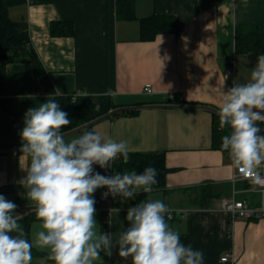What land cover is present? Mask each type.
<instances>
[{
  "label": "crops",
  "instance_id": "obj_1",
  "mask_svg": "<svg viewBox=\"0 0 264 264\" xmlns=\"http://www.w3.org/2000/svg\"><path fill=\"white\" fill-rule=\"evenodd\" d=\"M121 2L26 0L10 9L13 20L27 22L31 45L59 96H110L122 107L165 104L179 95L184 104L219 109L221 87L226 91L233 83L249 81L258 55L236 53V29L264 26V0H134V19L122 17ZM155 15L174 17L182 25L180 33H160L162 43L160 34L143 40L141 19ZM52 24L57 25L56 33ZM69 28L73 32L65 34ZM148 84L151 94L144 92ZM52 99L53 95L36 87L30 63L9 64L6 77L0 80V149L21 148L17 145L25 113ZM215 118L205 110L152 108L115 115L90 127L89 131H99L105 138L126 141L129 153L163 152L169 169L165 188L141 191V198L122 201L116 197L107 203L102 200L107 189H97V230L106 233L99 208L112 209L109 233L116 238L128 226L129 207L159 199L174 210L190 211L167 222L180 233L182 243L203 252L204 264H264V217L237 219L230 225L220 208L222 199L233 191L237 199L254 205H260L261 199L245 192L252 188L249 181L233 183L228 178L233 176L229 155L213 147ZM69 130V125L63 129ZM21 155H0V194L18 209L32 212L25 190L17 183L26 175L21 166L27 161ZM94 169L102 175L113 174L112 169L98 165ZM18 223L26 233L22 219ZM39 230L37 219L29 224L30 241ZM34 249L42 255L33 256L32 264H54L47 259L46 249ZM226 255L229 261L222 262ZM100 256L103 264L125 261L118 247L111 257L103 252Z\"/></svg>",
  "mask_w": 264,
  "mask_h": 264
},
{
  "label": "clouds",
  "instance_id": "obj_2",
  "mask_svg": "<svg viewBox=\"0 0 264 264\" xmlns=\"http://www.w3.org/2000/svg\"><path fill=\"white\" fill-rule=\"evenodd\" d=\"M158 40L163 42L161 34ZM219 92V124L230 129L221 143L229 154L228 167L250 182L251 191L264 188V135L260 127L264 124V54L257 56L247 83H233ZM70 124L68 113L55 99L25 113L20 151L27 161L21 166L26 175L17 183L25 190L40 230L30 242L18 223L24 216L16 213L13 201L0 194V264H32L33 247L46 249L47 259L54 264H95L102 262L101 252L111 257L117 247L119 257L130 258L131 264H204L203 252L182 243L180 233L170 227L166 219L169 208L159 199L129 207L125 217L128 226L118 237L97 230V189H107L102 198L129 200L141 191L153 190L158 183L157 171L146 167L140 174L134 170L100 174L94 165L112 169L121 156L125 163L129 161L128 143L105 138L95 130H84L66 140L63 129Z\"/></svg>",
  "mask_w": 264,
  "mask_h": 264
},
{
  "label": "trees",
  "instance_id": "obj_3",
  "mask_svg": "<svg viewBox=\"0 0 264 264\" xmlns=\"http://www.w3.org/2000/svg\"><path fill=\"white\" fill-rule=\"evenodd\" d=\"M26 0H0V80L6 77L7 66L12 63L27 62L33 66L36 79V87L44 93L53 95L58 103L64 107L71 121L69 129H75L86 124L109 111L118 108L110 96L78 95L76 99L71 96L56 95V91L50 81L42 62L31 45L28 24L25 21H15L10 17L12 7L21 6ZM121 11L123 18L134 19V0H122ZM121 7V6H120ZM56 24H52V32L56 33ZM182 25L171 16L155 15L141 19V38L153 40L160 33H174L178 35ZM72 28L65 34H71ZM235 47L238 55H260L264 54V26L238 27L236 29ZM174 104H184L179 95L173 96ZM99 105V108H97ZM135 113V112H131ZM213 130V147L221 148L222 137L229 133L226 126L221 128L219 118ZM24 127V124H23ZM260 127L264 128V124ZM89 131V128L86 129ZM22 141L17 145L21 147ZM146 167H153L157 171L158 183L153 185V190L164 189L169 169L166 166L165 154L162 153H129V161L125 163L123 157H119L112 164V173H124L125 171H136L142 173ZM140 193L136 198L143 197ZM36 220L34 211L23 217L27 238L30 241L29 224ZM31 242V241H30ZM32 255L38 256L42 253L32 249ZM127 264H131V259Z\"/></svg>",
  "mask_w": 264,
  "mask_h": 264
},
{
  "label": "built area",
  "instance_id": "obj_4",
  "mask_svg": "<svg viewBox=\"0 0 264 264\" xmlns=\"http://www.w3.org/2000/svg\"><path fill=\"white\" fill-rule=\"evenodd\" d=\"M144 92L151 94L153 93V88L151 85H146L144 87ZM78 95H73V98L76 99ZM170 98H173L170 97ZM227 152V151H225ZM228 153V152H227ZM229 155V154H228ZM262 174H264V169H261ZM233 176L235 177L232 179V182L235 183L237 181H248L247 179H243L239 176L238 173H233ZM251 191L250 189L246 190ZM253 194L260 196V205H254L252 204L248 199H237L236 195L237 193L233 191L232 195L228 198L222 199L220 203L221 210L226 213L229 219L230 225L234 224V222L237 219H258L264 217V188L257 187L256 191H251ZM111 196L107 198H102L103 201H106L107 203H111ZM169 208V212L166 216L167 220H174L176 217H186L190 214L189 210H174L172 208ZM100 211L103 213V220L102 225L104 228V231L106 233L110 232V225H111V213L112 209H102L99 208ZM16 213L26 216L29 212L20 210L16 208ZM222 262H228L229 261V255H226L221 259Z\"/></svg>",
  "mask_w": 264,
  "mask_h": 264
},
{
  "label": "water",
  "instance_id": "obj_5",
  "mask_svg": "<svg viewBox=\"0 0 264 264\" xmlns=\"http://www.w3.org/2000/svg\"><path fill=\"white\" fill-rule=\"evenodd\" d=\"M172 98L167 99V103L165 104H151V105H136V106H122L118 107L116 109H113L109 111L107 114L102 115L86 124L81 125L80 127H77L75 129H71L69 131L64 132L65 137L68 135H72L81 131H84L93 125L97 124L98 122H101L105 119L111 118L115 115H119L122 113H128V112H136L140 110H145V109H152V108H175V109H198V110H205L210 113H212L214 116L219 118L218 112L219 109L212 107V106H207V105H187V104H174ZM262 128V127H261ZM261 134H264V128H262ZM16 153H21L20 148L17 149H0V155H6V154H16ZM130 261V258L125 260L123 264H127Z\"/></svg>",
  "mask_w": 264,
  "mask_h": 264
}]
</instances>
